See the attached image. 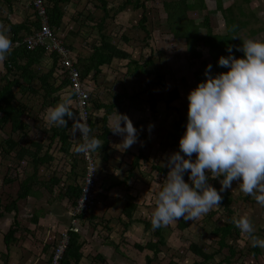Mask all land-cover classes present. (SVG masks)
<instances>
[{
  "label": "rangeland",
  "instance_id": "1",
  "mask_svg": "<svg viewBox=\"0 0 264 264\" xmlns=\"http://www.w3.org/2000/svg\"><path fill=\"white\" fill-rule=\"evenodd\" d=\"M109 1L111 2L110 6L116 9L126 0ZM141 1L145 3V9L140 8L137 10L131 5L127 6L125 11L118 13L115 19L107 22L108 26L104 30V33L110 37L111 42L131 53L134 59L139 60L142 58L143 60H154L168 84V87L162 90L154 87V95L159 98L161 94L164 95L173 88H177L179 90V98L171 105L177 109L179 108V110L178 114L170 113L165 108L166 104L162 101V103H159L157 106L158 111L154 113L150 110V98L147 94H142L140 103L137 101L132 103L125 100L121 108L117 109V111L121 113H127L138 129L143 126V131L141 133L148 134L151 137V142L144 151V153L148 155L149 161L145 162V160L142 159V165L134 172L135 176L131 182L117 185L119 182L123 181L128 174L129 163L134 155L139 153L142 141H138L131 147L124 149L123 146L119 145L122 141V137L113 134L110 136L112 141L111 144L113 145V149L117 151L111 152L108 158H106L107 160H102V154L98 153L99 158L96 162L99 176L97 189L101 196H98L99 203L92 211V213L98 217L96 218L97 222L94 220L96 224L94 226V223H90V220L93 219H85L84 221H80L77 225V228H80V235L83 237L87 236V238H85L86 248L84 254L86 256L85 259H88L89 262L92 261L91 258L95 260L94 257L97 256L96 253H99L98 255H103L106 258V261L103 262L104 264H144L146 255L152 254L151 251L148 250L141 252L135 246L137 244L145 245L153 241L154 238L151 232L146 231L144 224L141 222L133 223L125 230L121 221L127 222L128 220L121 214V210L127 200L136 201L139 207L135 216L137 218L147 217L151 219L152 210L155 207L156 195L163 186L167 176L155 170H151V167L155 164L166 166L167 154L179 149V146L173 147L172 149L168 146V139H170V141L172 140L168 132H170L169 130L172 128V123L178 117L183 116L187 120V95L201 80L205 79L204 74H202L201 79H198L195 73L199 70L200 63L205 59H209L208 48L204 47L202 42L199 43V50L202 52V57L198 59L193 58L187 39L183 36H178L179 32H184L180 31L182 27L176 33L173 31L174 25L167 21L168 13L164 7V3L177 0ZM186 1L190 4L194 3V0ZM218 1L219 0H205L206 9L201 10L196 8L194 10H188L186 13L187 18L194 21L196 27V24L201 25L203 18L208 16L211 20V27L214 33L217 35L226 34L227 23L223 11L218 7ZM220 1L224 9L229 6L234 7L237 18L244 22V25L247 24L246 27L240 28L237 37L241 40L250 37L264 40V0H249V2L246 1V3L244 2L245 0ZM74 2L76 5L68 7L67 12L76 22L75 31L77 35L69 33V36H66V27L64 26L59 35L64 43L67 42L70 45L74 51V55L79 54V56L87 57L92 52L90 45H93V43L100 39L99 27L93 25L99 17H102L103 12L99 9L95 10L96 19L89 20L88 15L90 11L93 10L94 4L89 0H75ZM144 12L148 18L145 23V29L139 26V21ZM199 31L200 34H204L206 29L201 27ZM5 70L3 60L0 62V77ZM134 71L133 69H128L126 61L114 60L110 66L102 67V74L96 76L90 74L86 79V88L90 91L93 89L97 91L96 96L103 98L105 103L112 102L110 92L120 93L127 90L130 94L142 93L145 91L148 82L150 80H155V72L151 68L148 69L151 75L147 73L136 74ZM31 100L32 97H28V101L23 98V101L26 103L31 102ZM39 102H41V99L37 97V100H35V112L33 113V117L27 119L28 123L30 122L32 126L36 124L37 127L35 132L32 130L30 133L31 136L29 137L31 139L35 138L39 141H43L47 145L49 140L45 137L46 134L43 129L45 114H42L45 110L40 108ZM103 112V110L99 112L100 116L103 115ZM153 122L155 127L152 132L149 133L148 125ZM8 135H11L10 127L6 128L4 131H0V146L2 140ZM12 136L17 140L19 139L18 134H12ZM52 150L53 153L57 154V149L52 148ZM55 156L61 159L59 154ZM18 164L15 153L5 154L0 150V213H2V206L5 205L9 196L13 198L16 196L19 189L17 181L23 180L26 176L25 168L29 169V165H27L25 161ZM61 167L62 161L59 160L55 161L52 165L41 167V180L48 181L52 173L59 170ZM9 168H12L11 176H13L12 178H14L13 180L16 182L4 185L3 178ZM29 171L31 172L32 170L29 169ZM30 174L31 173H29V175ZM186 176L185 179L187 180L188 178H186ZM212 179H217V183L220 185V178ZM227 190L234 199L231 205L234 216H248L254 225V234L259 237H264V206L259 205L250 195L240 191L238 182L235 180L233 181L232 187ZM41 193H43L42 202L38 205L42 208L43 213L45 212L48 215V212L52 211L55 214H60L61 208L59 206H64L67 208V212L69 211L70 206L66 201V204L63 205H57L56 203L52 204L55 200L51 197V194H46L42 191ZM51 199L52 201L49 202ZM31 211L33 210L30 207L26 210L24 216L28 218V215L32 213ZM62 213L63 215L60 217V223L62 222L63 225L66 224V226L63 227L62 223L59 224V228H57L58 231L59 229H64V231H66L68 228V220L65 218L68 216H65V211H62ZM13 215V213L6 214L0 219V252L7 251L4 236L13 222ZM180 218L167 226H163L166 245L162 246V252L152 264H169L171 260L175 261L176 264H219L224 257L230 255L227 249H220L219 237L213 234V230H215L217 226H224L225 222H228L226 212H224L222 208L214 206L208 213L201 217L194 220H186L187 227L183 230L178 226ZM23 223L29 225L26 219ZM106 226L108 228H106ZM36 235V240L40 241L41 244L46 243L44 237L41 238L39 234ZM110 240L119 245L118 250H114V247L108 245ZM57 241L55 243H57ZM228 241L239 250V252L232 257V264H264V247L256 246L260 251L258 255L254 252H250V249L254 247V245L249 234L242 232L241 236L237 239L229 238ZM30 243L32 244L31 248L23 255V258L25 256L24 259L31 258L36 254L34 250L35 244L32 242ZM191 243L199 245L208 255H212L216 252L219 254L216 253L214 260L203 261L204 259L202 257L195 255L189 250ZM10 254L11 256L13 255V248H11ZM4 262L5 259L0 256V264H4ZM103 263L99 262V260H95L93 264ZM11 264H14V261H11Z\"/></svg>",
  "mask_w": 264,
  "mask_h": 264
},
{
  "label": "trees",
  "instance_id": "2",
  "mask_svg": "<svg viewBox=\"0 0 264 264\" xmlns=\"http://www.w3.org/2000/svg\"><path fill=\"white\" fill-rule=\"evenodd\" d=\"M63 1L64 0H44L49 15L50 25L57 34L58 38H60V35L57 31L61 28L63 24V17L65 16V12L61 7V3ZM246 1L249 2V0H245L244 2L246 3ZM5 2L8 3L9 0H5ZM27 2L28 0H25V4H28ZM90 2L94 4V7L93 10L90 11L88 19H96L95 10L97 9L101 10L103 15L102 17H99L96 23L93 25L99 27L100 39L93 43V45H90L92 52L89 57L79 56L76 62V66L80 70L81 79L85 87H87L85 84L87 81L86 79L90 74H94V76L102 74V67L110 66L114 60L126 61L128 69L135 70L134 72H136V74L147 73L148 75H151L148 72V69L151 68L156 75L155 80H150L145 91L142 93L139 92L130 94L127 90H124V92L120 93L110 92V96L112 98V102L110 103H105L103 98L96 96L97 91H94V89L92 91L88 90L90 105V126L93 130V134L101 140L100 147L95 151H92V153H95L102 149L107 152L109 149L111 140L110 136L113 135V132L109 127V118L115 113L117 109L121 108V105L125 100L132 103L135 101L140 103L142 94H147L150 98V110H152L154 113L158 111V104L162 103L163 101L166 104L165 108L170 113L178 114L179 108L177 109L171 104L179 98V90L177 88H173L170 92H167L164 95L161 94L159 98L155 97V93L153 91L154 87H157L160 90L164 88L166 89V87H168L167 81H165V77L161 73L159 66L152 59H134L131 53L121 49L117 44L111 42L110 37L104 33V30L108 26L107 22L109 20L115 19L118 13L126 10L127 6L131 5L137 10L140 8L145 9L146 5L144 2L141 0H126L116 9H113L115 7L110 6L111 2L109 0H90ZM218 4L219 9L223 11V15L227 23V33L224 35H217L214 33V30L211 27V20L208 16L203 18V21L200 25V27L207 29L205 34H200L198 24H196L195 27L194 21H191L187 18L186 13L188 10L190 11L196 8L205 10V0H194V3L192 4L188 3L186 0H177L164 3V7L168 13L167 21L174 25L173 31L176 33L182 27L180 31L184 32H179L178 36H183L187 39V43L190 46L193 58L198 59L202 57V52L199 50L200 42H202L204 47L208 48L209 59L202 61L200 63L199 70L195 73L198 79H201L202 74H204L205 68L209 63L213 64L214 72L227 71L226 68L218 66L217 62L219 57L221 55L228 54L226 51L227 45H239L243 43V41L237 36L240 28L246 27L247 24L244 25V22L237 18L236 13L234 12V7L229 6L224 9L222 8L223 6L220 0L218 1ZM27 8L28 10L32 11V15H30L33 17L31 26H28L25 23L13 25L7 21L8 25H6V27L11 32L9 37L13 41V44L10 54L7 55L6 59L4 60V68L6 70L2 72L0 77V131H4L8 127L11 128V135H8L2 140L0 150H2V152L5 154L15 153V158L18 163L20 164L22 161H25L27 165H29V169L32 170L30 172L29 169L25 168V178L23 180L17 181L19 189L16 196L14 198L9 196L5 205L2 206L3 211L0 213V219H2L6 214H14L13 222L4 236L7 252H0V256L5 259L4 264H8L7 258L10 254L11 246L16 244L20 237H24L25 233H31L33 235L35 234V232L24 226L17 216L20 201L28 198L29 195L31 193L33 194L34 191L45 189L49 194H51V196L55 198L57 202L61 203L63 200H66L70 208H73L82 193L81 180L85 174V162L82 153H76V151L73 152V149H71L72 141H70L71 139L68 129L73 124V119H68L67 128L55 125L49 126L50 130H52V134L47 145L44 142H40L29 137V132L32 130L33 126L27 122V119L29 117H33V113L35 112V100H37V97H40L41 99V102H39L40 108H46L54 103L56 104L61 100V97L54 94L59 90L62 91L67 86L69 87L70 81L68 80L67 71L60 65L57 55L48 53L43 48L29 50L23 43L24 38L28 34L35 33L39 29V19L36 12L31 6H28ZM147 19L148 18L144 12L142 18L139 21V26L141 28H146L145 23ZM74 35H77V33H74ZM65 44L69 49H71L72 52H74L67 42H65ZM235 54L238 57L243 55L242 52L238 51H236ZM45 56H52L54 60L52 68L47 73L37 67V64H40ZM56 82H62V84L55 86L54 84ZM71 93H69V95L71 96L72 100L74 99V104L71 105V107L74 112L77 113L76 118H78V109L75 104V98ZM28 97H32L31 102H24L23 98L27 99L28 101ZM102 110L104 112L103 115L100 116L99 112ZM186 123L187 120L183 116L178 117L172 123V128L169 130L170 132H168L172 140L170 141V139L167 138L169 140L168 146L171 149L173 147L179 146V140L186 130ZM12 134H18L19 139L17 140L13 138ZM56 137L59 139L57 146L55 145ZM139 141H142V145L139 148V153L134 155L130 161V169L128 170L127 177H125V179L119 182L117 185L126 184V182L133 179L135 176L134 172L142 165V159L145 160V162L149 161V157L144 153V151L147 149V145L151 142V137L148 134L140 133ZM76 143L78 145L80 141ZM52 148H58L61 154V159L54 155ZM104 158H107V154L104 155ZM57 160L62 161V167L59 170L54 171L48 181H42L40 178V168L47 165H52ZM11 170L12 168H9L5 177L3 178L4 185H9L16 182L13 180V176H11ZM151 170L162 173L164 176H166L169 171L166 166H161L158 164L152 165ZM29 173L31 174L29 175ZM186 178H188V176H186ZM217 181V179H212L210 177V182L215 187H217V189H219L221 185H218ZM36 186L40 187L35 189ZM97 194L98 196H101L99 190ZM221 195L224 198L220 202V205L217 206L226 212L228 222H225L224 226H217L215 230H213V234L219 237L220 249H227L228 253H230V255L224 257L219 264H232V257H234V255L239 252V250L236 249V247L228 240L229 238L237 239L239 236H241L242 232L232 222L234 211L231 205L233 204L234 199L231 197V193L226 190L222 192ZM138 207L139 205L136 201L127 200L123 206V209L121 210V214L128 221L126 222L122 220L121 222L124 225L125 230L131 224L141 222L144 224L145 230L151 232L152 237L154 238L153 241H150L145 245L137 244L135 246L141 252L146 250L151 251L152 254L146 255L144 264H152L162 252V246L166 245L164 228L162 226L153 230L151 219L147 217L137 218L135 213L137 212ZM96 218L98 217L91 213L88 217L84 218V220L93 219L90 220V223L93 224L94 220L96 221ZM32 220L34 222V217ZM185 221L186 220L183 217H181L178 221V226L181 230L186 229L187 227V223ZM95 225L96 224L94 223V226ZM106 228L108 227L106 226ZM19 234H21L20 237H18ZM69 235V245L61 264H80L81 260L83 259V253L81 252L83 244L79 242L80 235L75 231H69ZM58 239H56V241ZM108 245L114 247V250H118L119 248V245L113 243L112 241H109ZM189 250L195 255L202 257L204 259L203 261L214 260L216 253L219 254L216 252L212 255H208L196 243H191ZM250 252H254L258 255L260 251L258 247L254 246L250 249ZM94 259L99 260V262L102 263L106 261L102 255H97L94 257ZM95 260H92L91 262L95 263ZM169 264H176V262L171 260Z\"/></svg>",
  "mask_w": 264,
  "mask_h": 264
},
{
  "label": "clouds",
  "instance_id": "3",
  "mask_svg": "<svg viewBox=\"0 0 264 264\" xmlns=\"http://www.w3.org/2000/svg\"><path fill=\"white\" fill-rule=\"evenodd\" d=\"M6 33L0 28V61L12 50L13 41ZM242 41L227 45L228 54L219 57L218 66L227 71L214 72L209 63L205 79L187 95L186 130L179 140V149L167 154L169 171L156 195L151 214L153 230L180 217L194 220L208 213L220 205L224 198L221 193L231 188L234 180L240 191L264 206V40L250 37ZM236 51L243 55L238 57ZM72 102L70 95L63 97L45 110L44 119L65 128L68 119H73L69 131L73 136L77 131L81 133L80 143L74 147L83 155L99 148L101 140L93 134L82 112L76 118ZM109 124L113 134L122 137L119 145L124 149L137 143L143 131V126L138 129L127 113L117 110ZM154 127V122L149 123V133ZM210 176L220 178L219 189L210 182ZM232 222L250 235L254 246L264 247V237L254 234L248 216H234Z\"/></svg>",
  "mask_w": 264,
  "mask_h": 264
},
{
  "label": "crops",
  "instance_id": "4",
  "mask_svg": "<svg viewBox=\"0 0 264 264\" xmlns=\"http://www.w3.org/2000/svg\"><path fill=\"white\" fill-rule=\"evenodd\" d=\"M74 1L75 0H64L61 3V7H62L63 11L65 12V16L63 17V24H62L61 28L57 31L58 34L61 32V29H62L63 26L66 27V36H69V33L70 34L76 33V31H75L76 22L74 21L72 16L70 17V14L67 12V8L68 7H70L71 5H76ZM76 1H78V0H76ZM86 1H88V0H86ZM27 7H28V4H25V0H9L8 3H6L5 0H0V19H1L0 28L6 29L7 30L6 34L8 36H10L11 32L6 27V25H8L7 21H9L13 25H19V24L25 23L28 26H31V22L33 20V17H31L30 15H32V11L28 10ZM73 57H74L75 62H77V58L79 57V54H75V55L73 54ZM53 63H54V60H53L52 56H45L44 59L41 61V63L39 65H37V67L39 69H42L45 73H47L52 68ZM59 84H62V82H59V83L56 82L54 85L58 86ZM42 93H44V92H42ZM69 93H71V90L67 86L62 91H60V90L57 91L54 95H59L61 97V99H62L63 97L69 96ZM29 95H31V94H29ZM72 101H73L72 102V105H73L74 104V99ZM52 105H55V103L52 104ZM48 107H46V108H42L41 107V109L46 110ZM42 114H45V112L42 113ZM43 122H44V128L43 129H45V134H46L45 137H47L48 140H49L50 137H51V134H52L51 133L52 130H50V127H49V126H51V124L47 123V121H45V120H43ZM71 127H72V125L69 127L68 132H69V136H70V139H71L70 141H72V148L71 149H73V152H75L76 150H75L74 146L77 145L76 142H78L79 134H78V131H77L75 136L71 135V133L69 131L71 129ZM109 127H110V124H109ZM32 130L34 132L37 130L36 124L33 125ZM32 130L29 132V136H31L30 133L32 132ZM33 139L39 141L38 139H35V138H33ZM58 140L59 139L56 137V139H55V143H56L55 145L56 146L58 145ZM40 142H43V141H40ZM111 143H112V141L110 140V146H109V149L107 150V152H105L102 149V150H99V151L94 153L96 162H97V159L99 158L98 157V153L102 154V156H101L102 160H107L106 158H104L105 154H107V158H108V156L110 155L111 152L117 151L116 149H113V145ZM56 152H57V154H59V156H61L58 148H57ZM76 153H77V151H76ZM115 153H117V152H115ZM57 154H55V155H57ZM129 169H130V165H129ZM127 175H126V177H127ZM81 181L83 182V179ZM128 182H131V180L128 181ZM38 187H40V186H36L35 189H37ZM41 191L46 193V194L48 193L45 189L44 190L43 189H39V191H34L33 194L31 193L28 198H26L25 200H21L20 203H19V211H18V215H17L18 218L20 219L21 223L24 226L28 227L30 230L35 232V234L33 235L31 233H28V234L25 233L24 237H20L21 234L18 235V237H20L19 241L16 244H13L11 246V248H13V255L11 256V254H9V256L7 258L8 264H11V261H14V264H47V262L49 261V257H50V255L52 253L53 246H54V244H56L55 243L56 239L60 238L62 233H64V232H68L69 233V231H75L79 235L81 234L79 232L80 228L79 229L77 228L76 230L73 229L74 227L71 224V219H69L71 208H69V211L67 212V208L66 207L59 206L61 208V212L59 210L60 214H55L52 211H50V212H48V215H47L45 212L44 213L42 212V208L39 207V205H38L40 202H42V194L43 193H41ZM51 197L55 200V198L53 196H51ZM51 201H52V199L49 200V202H51ZM65 201L66 200H63L60 203V202H57L55 200V202H52V204L56 203L57 205H63V204H66L67 201L66 202ZM30 207H31V209L33 211H31L32 213L30 215H28V218H26L24 215L26 213V210H28ZM62 211H65L66 212L65 216L66 215L68 216V217H65L68 220V223H67L68 224V228H67L66 231H64V229L63 230L59 229V231H58V229H57V228H59V224L62 223V222L60 223V221H61L60 217L63 215ZM33 217L35 219L34 222L32 220ZM35 217H37V218H35ZM25 219L27 220L29 225H25L23 223V221ZM57 223H58V226H57ZM62 226L65 227L66 224L63 225V223H62ZM43 230L45 231V233H44ZM36 234H39V236L41 238L44 237L46 243H42L41 244L40 241L36 240V238H35V237H37ZM85 238H87V236L83 237L81 235H80V238H79V242L83 244L82 249H81V252L83 253V259L81 260L80 264H93L92 262H89L88 259H85V257H86L85 254H84V251H85V248H86V245H85L86 240H85ZM30 242L35 244V246H34L35 249L34 250L36 251V254L34 256H32L31 258L29 257V258L24 259L25 256L23 258V255L25 254V252L29 248H31L32 244ZM113 243H114V241H113ZM45 245H49V246H45ZM6 252H4V253H6ZM98 254L99 253H96V255H98ZM24 260H25V262H24ZM91 260H93V259L91 258Z\"/></svg>",
  "mask_w": 264,
  "mask_h": 264
},
{
  "label": "built area",
  "instance_id": "5",
  "mask_svg": "<svg viewBox=\"0 0 264 264\" xmlns=\"http://www.w3.org/2000/svg\"><path fill=\"white\" fill-rule=\"evenodd\" d=\"M28 6H31L37 14L39 19V29L35 33L28 35L23 40V43L29 50L43 48L46 52L58 56L60 65L67 71L68 80L70 81L69 88L72 92L71 94L74 95L78 112H82L89 123V91L82 82L81 73L76 66L73 52L66 46L64 41L58 38L55 31L52 29L44 0H28ZM79 134L81 136L80 132ZM83 158L85 161V174L82 193L77 200V203L72 208L69 217L74 230L77 229V225L81 221L80 218L87 217L91 214L94 207L99 203L97 194V183L99 177L96 161L92 151L83 153ZM69 241V233H62L57 244H55V247L52 250L48 264L62 263Z\"/></svg>",
  "mask_w": 264,
  "mask_h": 264
}]
</instances>
